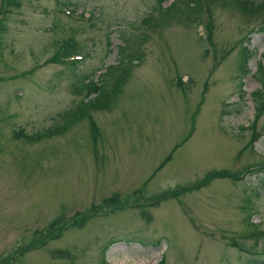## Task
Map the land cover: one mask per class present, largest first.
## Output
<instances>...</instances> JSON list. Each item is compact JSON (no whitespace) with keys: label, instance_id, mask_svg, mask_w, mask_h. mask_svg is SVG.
<instances>
[{"label":"rangeland","instance_id":"374dc122","mask_svg":"<svg viewBox=\"0 0 264 264\" xmlns=\"http://www.w3.org/2000/svg\"><path fill=\"white\" fill-rule=\"evenodd\" d=\"M67 1L0 0V264H250L264 250V9L210 0L203 23L182 0ZM73 42L70 67L58 56ZM127 67L110 107L17 137L95 97L83 77L110 92Z\"/></svg>","mask_w":264,"mask_h":264},{"label":"trees","instance_id":"16d2710c","mask_svg":"<svg viewBox=\"0 0 264 264\" xmlns=\"http://www.w3.org/2000/svg\"><path fill=\"white\" fill-rule=\"evenodd\" d=\"M56 1H58L64 7H72L73 5L72 2H74V1H67V0H56ZM157 2H158L159 7L164 11H167L168 9H170L175 2L178 3L177 1H173L169 6L164 7L163 6L164 0H157ZM235 2L242 12L248 13V14L259 13V12H262L264 9V0H235ZM180 3L185 7V9L188 10L189 14L191 15L200 14L201 18L203 19V23H205V19L203 15V7L205 8V10H209L210 0H182V2ZM213 26H214L213 21L208 23L206 26V28L208 29L207 36L209 39H211L213 36ZM75 44H76L75 42H73L72 45H69L68 43H66L68 47L63 49L62 55H61L62 59H65L66 57L69 56V54H72V53L80 54L78 49L75 47L76 46ZM240 52H241V63L243 66H246L252 54H254V51L250 50L247 46H243L240 49ZM53 58L54 56L52 57V59ZM52 61H55V59ZM74 62L75 61H70V62H67V63L65 62V63L67 65H72L70 67H74L73 66ZM115 70H116L115 79H114L112 89L110 92L106 91L103 87H101V85L99 84V81L98 82L89 81L87 83L86 80H88L89 77H83L82 78L83 80L82 79L80 80V84L77 87L79 88L78 89L79 92H82L83 90L86 89L88 96H90L91 93L96 92L97 95L95 97H91L90 99H88L87 102L84 103L83 107L65 112L63 114V121L59 125H55L54 127H51L50 129H48V131L39 133L37 135H29V134L23 133L22 131H19L17 133L18 134L17 137H24L25 139L32 141V140H39L43 136L52 137L57 134H63L64 132H66L68 129H70L72 126H74L77 122H79L85 117L89 106L96 107V108L110 107L112 105L111 102L113 101L114 96L119 93L120 89L124 86V84L127 82L130 76L129 67L125 69H120V70L115 69ZM262 90L263 89L261 88L254 92L255 98L260 102H261L260 98L262 97V92H263ZM257 109L261 111L262 107L260 106V103L258 104ZM219 175H221V173H218V172L216 173L214 172L210 174L209 177L207 175L206 179L199 184H204L208 182V180L214 177H217ZM191 187L192 186L187 187V188H181L180 190L177 191V193L176 192L175 194L170 193L171 195L169 196H174V195L179 196L181 192H186ZM169 196L164 195V198H167ZM31 248H32L31 246H28L25 248V251H29L31 250ZM259 254L256 251L253 252L252 254L253 257H251L250 264H264V250H263V254H260V256H258Z\"/></svg>","mask_w":264,"mask_h":264}]
</instances>
